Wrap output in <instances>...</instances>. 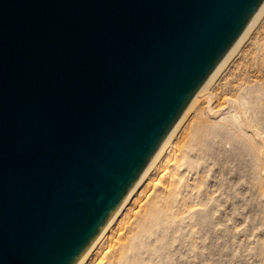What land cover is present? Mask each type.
<instances>
[{
  "label": "water",
  "instance_id": "95a60500",
  "mask_svg": "<svg viewBox=\"0 0 264 264\" xmlns=\"http://www.w3.org/2000/svg\"><path fill=\"white\" fill-rule=\"evenodd\" d=\"M263 28L264 0H0V264H107Z\"/></svg>",
  "mask_w": 264,
  "mask_h": 264
},
{
  "label": "rangeland",
  "instance_id": "374dc122",
  "mask_svg": "<svg viewBox=\"0 0 264 264\" xmlns=\"http://www.w3.org/2000/svg\"><path fill=\"white\" fill-rule=\"evenodd\" d=\"M225 94L237 102L246 125L264 136V29ZM241 125L224 115L200 134L177 187L186 192L177 193L184 196L175 209L182 213L164 239L171 259L155 253L146 264H264V173Z\"/></svg>",
  "mask_w": 264,
  "mask_h": 264
},
{
  "label": "bare ground",
  "instance_id": "6f19581e",
  "mask_svg": "<svg viewBox=\"0 0 264 264\" xmlns=\"http://www.w3.org/2000/svg\"><path fill=\"white\" fill-rule=\"evenodd\" d=\"M263 29H262V31H263ZM262 31H261V33H262ZM260 34H259V36H260ZM258 37H257V39H258ZM257 39H256V41H257ZM255 42H254V44H255ZM254 44H253V46H254ZM252 47H251V49H252ZM251 49H250V51H251ZM249 52H248V54H249ZM248 54H247V56H248ZM246 57H245V59H246ZM245 59H244V61H245ZM243 62H242V64H243ZM242 64H241V66H242ZM240 67H239V69H240ZM239 69H238V71H239ZM237 72H236V74H237ZM236 74H235V76H236ZM234 77H233V79H234ZM233 79H232V81H233ZM231 82H230V84H231ZM230 84H229V86H230ZM228 87H227V89H228ZM227 89H226V91H227ZM225 92L222 96L223 98L221 97L222 100L220 99V101H222V102L219 101L220 104L218 102L219 105L217 104V106L215 107L214 111L212 112L211 116L209 117L208 121L206 122V124L203 127L200 134H202V132H204L209 127V125L213 124L214 121L220 119L224 115H229L231 117V119H233V120H235V121H237L240 124L245 126V127H243V129L246 131L247 136L251 139V141L256 146V154H257V157L259 158V160L261 161V164H262L261 169L263 170V172H261V173H264V136L262 134H260L259 132H256L255 129H253L251 127V125L250 126L248 124L246 125V123H245L246 121L243 118L244 115L241 113L242 111L237 106L238 105V104H236L237 102L235 103L234 102L235 100L234 99L232 100V98H230V97H226V96L224 97V95H226ZM242 115H243V117H242ZM246 117L248 118V116H246ZM247 118H246V120H247ZM249 124H251V123H249ZM242 125H241V127H242ZM200 134H199V136H200ZM198 137H197V139H198ZM197 139H196V141H197ZM195 142H194V144H195ZM193 145H192V147H193ZM192 147H191V149H192ZM190 150H189V152H190ZM189 152H188V154H189ZM187 155H186V157H187ZM186 157H185V159H186ZM185 159L179 165L177 170L174 172V174L171 176V178L165 184L163 189L160 191V193L157 195V197L154 199V201L148 207L146 212L143 214V216L140 218V220L137 222V224L134 226L132 231L129 233V235L126 237V239L123 241V243L120 245L118 250L115 252V254L112 256V258L109 260V262L107 264H146V262H149V260L147 261L146 258L153 257L155 253L156 254L158 253V255L161 257H167L168 256L167 253L168 254L170 253L169 252L170 249L165 248L166 246H165L164 239L166 236L169 235L170 232H172V231L174 232V220H177L176 219L177 216L182 213V211H181V213L176 211V210H179L181 208V205H183L181 202V198L182 197L184 198V196H182L181 198H177V193L179 194L181 192L180 190H179L180 192L177 191L179 189L177 187L179 185V182H180L182 174H183L181 172V170H183L182 168H183ZM186 166L188 167V165H186ZM263 176H264V174H263ZM185 190H186V188H185ZM183 191L184 190H182V192ZM263 191H264V189H263ZM184 193L186 194L185 191H184ZM183 198H182V200H183ZM187 203L190 204L189 201ZM186 207L187 206L185 205L184 208H186ZM184 208H183V211H184ZM185 211H187V213L189 212V210H185ZM201 211H203V210L201 209ZM196 215H197V213H196ZM178 219H179L178 221H181L180 218H178ZM193 221H194V219H193ZM189 223L191 226V220L189 221ZM196 223H198V222L196 221ZM196 223H195V225H196ZM195 225H193L192 228L196 227ZM197 227H198V230H201V228H202L200 226V224ZM196 231L197 230H194V232H196ZM191 232H193V231H191ZM193 238H192V242L194 241ZM184 240H186V239H184ZM195 240H197V239L195 238ZM180 256H182V255H180ZM172 258H174V257H172ZM168 259H171V258H168ZM172 261L170 262L167 260V262L166 261L165 262H166V264H173ZM162 263H163V260H162Z\"/></svg>",
  "mask_w": 264,
  "mask_h": 264
}]
</instances>
